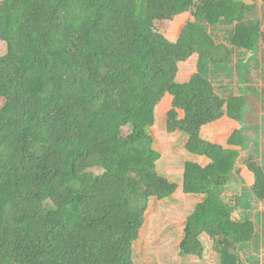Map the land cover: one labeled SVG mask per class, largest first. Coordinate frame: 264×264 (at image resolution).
Returning a JSON list of instances; mask_svg holds the SVG:
<instances>
[{
  "label": "trees",
  "instance_id": "trees-1",
  "mask_svg": "<svg viewBox=\"0 0 264 264\" xmlns=\"http://www.w3.org/2000/svg\"><path fill=\"white\" fill-rule=\"evenodd\" d=\"M259 1L0 0V264H135L151 200L179 189L159 171L157 111L167 135L209 160L183 163L182 193L202 201L186 218L179 256L201 260L206 236L220 264H250L264 222L262 212L251 218L250 199L264 202V159L242 160L252 152L246 127L228 147L202 130L251 116L257 124L247 128L263 124L264 141V98L245 79L257 60L250 52L261 49L264 61L263 22L252 17ZM163 21L175 27L163 33ZM221 27L226 42L214 35ZM239 51L249 57L228 93L212 74ZM242 161L254 184L226 198Z\"/></svg>",
  "mask_w": 264,
  "mask_h": 264
},
{
  "label": "rangeland",
  "instance_id": "rangeland-1",
  "mask_svg": "<svg viewBox=\"0 0 264 264\" xmlns=\"http://www.w3.org/2000/svg\"><path fill=\"white\" fill-rule=\"evenodd\" d=\"M247 1L250 2V0ZM252 15V17L260 18L262 20L264 28V4L261 0L258 2L257 8ZM185 22L186 20H184L183 23ZM158 26L163 33H166L168 28H171L174 24L169 21H163L159 23ZM178 26L181 28L180 24H178ZM225 28L227 27H221L220 29H223V31L218 33L216 32L217 30H215L214 35L220 39L223 38V41L226 42ZM6 50L7 43L0 39V56L5 54ZM255 55L257 60L256 58L252 59L249 64V68H247L245 79L251 90H255L261 98H264V73L262 71V69H264V61L261 56V49L258 50L256 48V50L250 52L251 57H254ZM248 57L249 53L247 55L240 53V51L235 52L232 55L231 62L227 64V67L230 68L223 67V69H220V66H218V71L215 70L212 74L213 81L217 83L218 79L223 81L225 85H230L227 92L234 93L235 88L240 85V69L242 70L245 65L242 64L240 68L238 62L241 60H247ZM193 63H195V61H193ZM220 71L222 72V78L217 77V75L220 74ZM252 97L256 98L255 96ZM258 101L260 103L263 102V100ZM257 116V114L254 115V120ZM250 119L252 121H247V123L253 124L254 126L256 120L253 123L251 116ZM165 123V116L157 111L156 123L150 129V133L154 137L153 148L161 153V159L158 164L159 171L163 174H170L171 177L181 183L180 177L181 172H183V163L187 159L183 149L184 140L183 137H181L182 135L179 133L167 135L165 132ZM260 124L262 123L260 122ZM262 130L263 124L261 127L258 126L257 128L251 129L247 128L245 130L247 132L246 134H248L247 136H249V148L252 149V152L250 150H245L243 152L244 154L242 156V160H246L247 157H252L258 161H262L264 159L263 154L261 153L264 150V141L261 135ZM256 141H258L257 144L261 150L259 153H255ZM224 144L226 145V142H224ZM243 161L240 165L242 167H246L244 164L245 162ZM93 171L96 174L98 173V170L96 169ZM246 185L248 186V183ZM244 188H246V186H244ZM244 188L243 191L245 190ZM224 189L226 198H229L230 196L234 197L241 189L240 182L235 181V183H233L230 181L228 186ZM180 194L181 193H176L177 197L170 200H151L149 208L145 213V221L139 231V237L133 243V259L135 264H220L219 254L214 249L215 244L209 241L207 237H203L201 239L205 244V252L201 260L193 256H179V244L183 237V228L187 218L186 216L189 209L192 207V203L195 202V200L191 199L192 197H179L178 195ZM250 201L252 204L249 209L251 218L254 219L259 212H262L264 217V202L258 201L255 198H251ZM240 209L243 210L241 207ZM238 216L239 209L234 213V217L237 218ZM256 235L258 236V239L251 243L249 250L246 252V256H250V264H264V222L263 224L260 222Z\"/></svg>",
  "mask_w": 264,
  "mask_h": 264
},
{
  "label": "crops",
  "instance_id": "crops-1",
  "mask_svg": "<svg viewBox=\"0 0 264 264\" xmlns=\"http://www.w3.org/2000/svg\"><path fill=\"white\" fill-rule=\"evenodd\" d=\"M188 18H189L188 15L183 16L182 21L184 22V20H187ZM184 24H186V23H184ZM183 27H184V25L181 28L180 27L177 28L175 35H174V32L175 31L174 30L171 31L170 32L171 33V36L172 37L174 36L175 38L176 37H179V35L181 34V31H182ZM168 31H170V28H168L167 32ZM242 125L243 124H241L240 122H237V121L232 120L229 117L225 116L221 120L216 121L214 123H211V124L205 126L203 128V130H202V136L205 139H207L209 141H212L213 143L221 144V145H224L225 147H228L227 142H228L229 138L231 137V135L235 131L239 130L241 127H246V129H247V126H246L247 123H244V126H242ZM181 137H183V136H181ZM183 140H184L183 141V149H184V145H185V143H186L187 140H185L184 137H183ZM224 142H226V145L224 144ZM184 152H185L184 154L187 156V159L185 161H194V162L199 163L203 167H205L209 163V160L206 157H203V156H200L199 157V156L190 155L189 153H187L185 151V149H184ZM165 175L170 176L171 179L173 178V177H171L170 174H165ZM181 175H182V172H181ZM240 176H241V179L242 180H240V179L238 180L240 182V187H241V189L239 190V193H242L243 192V188H244V186H247L246 185L247 183H248V187H250V186H252L254 184V176H253V174H251L248 171L247 167H245V166L244 167L241 166ZM232 180L234 181V178ZM177 182H178L179 189H178V191L176 193H178V194L181 193L178 196L179 197H181V196H184L185 197L186 196V197H189V198L192 197L191 199L195 200V202L192 203V207L188 211V214L186 216V217H188L190 215V213L193 211L194 207L198 203H200L202 201V196H192V195H185V194H183L182 193V189H181L182 188V182L181 183H179V181H177ZM239 193L237 192L236 195H238ZM223 196H225V193L223 194ZM171 197L172 198H169V200L170 199H174L177 196L175 194V195H173ZM239 211H242V210L239 209ZM203 237H206V236H202L201 239ZM208 240L211 241L209 238H208ZM204 246H205V244H204Z\"/></svg>",
  "mask_w": 264,
  "mask_h": 264
},
{
  "label": "bare ground",
  "instance_id": "bare-ground-1",
  "mask_svg": "<svg viewBox=\"0 0 264 264\" xmlns=\"http://www.w3.org/2000/svg\"><path fill=\"white\" fill-rule=\"evenodd\" d=\"M156 235V234H155ZM172 241V240H171ZM161 263V262H160ZM165 263V262H164Z\"/></svg>",
  "mask_w": 264,
  "mask_h": 264
}]
</instances>
